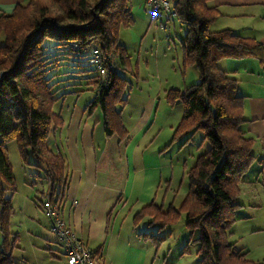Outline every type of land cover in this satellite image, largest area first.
Segmentation results:
<instances>
[{
  "label": "trees",
  "instance_id": "16d2710c",
  "mask_svg": "<svg viewBox=\"0 0 264 264\" xmlns=\"http://www.w3.org/2000/svg\"><path fill=\"white\" fill-rule=\"evenodd\" d=\"M212 1L175 0L171 4L176 16L161 13L158 20L148 9L156 27L166 29L171 20L187 27L182 40V65L184 69L194 65L200 74L199 83L169 92L170 102L181 99L184 105L172 142L183 139L187 143L203 132L202 143H210L187 172L190 191L183 203L186 225L192 233H199L195 239L199 264H264L249 260L228 240V231L242 206L238 202L240 184L256 156L253 140L242 129L244 99L238 94L239 82L219 66L224 57L259 56L262 46L228 29L210 31V24L219 14ZM134 20L131 0H30L0 15V34L4 35L0 45V175L13 185L12 167L4 150L6 142H16L24 161L30 150L43 166L49 183L40 200L42 208L46 199L62 202L68 189L66 159L47 144L50 133L64 123L52 111L57 100L53 85L60 82L53 78L63 76L57 68L72 67L73 72L78 68L74 73L79 74L92 71L89 66L96 67L90 77L96 92L90 109L101 107L107 136L115 133L124 138L121 111L116 105L125 102L122 94L127 80L118 70H131V56L120 42V30ZM94 50L99 52L103 72L90 61ZM2 189L0 229L5 233L6 246L12 206ZM164 206V202L154 203L148 206L151 210L142 209L138 215L150 214V223L159 225L157 233H146L157 248L164 240L158 233L166 222L174 220L171 215L165 216ZM3 246L0 244V264H17L11 250Z\"/></svg>",
  "mask_w": 264,
  "mask_h": 264
},
{
  "label": "crops",
  "instance_id": "0c3cea01",
  "mask_svg": "<svg viewBox=\"0 0 264 264\" xmlns=\"http://www.w3.org/2000/svg\"><path fill=\"white\" fill-rule=\"evenodd\" d=\"M29 2L0 0V15L11 13L18 5ZM145 2L143 0L141 8L146 13L140 11L139 17L150 20ZM211 4L219 14L210 24V31L228 29L244 38L254 39L262 46L259 56L224 57L219 61L221 69L239 82L238 94L244 99L242 129L253 140L256 156L251 170L254 177L260 173V181L253 184L245 175L240 186L251 184L250 188L260 192L261 188L264 190V0H213ZM135 37L143 43L144 39L136 34ZM121 43L129 49L125 46L128 44ZM156 66L172 69L177 74L173 60L168 58L165 64L156 62ZM123 113L121 111L120 120L124 138L115 133L107 136L103 111L102 133L97 132L96 121L84 119L85 111H74V119L63 121L61 131L53 135L57 146L54 147L52 142L50 147L54 153L65 157L68 175L62 214L68 226L99 255L102 264H170L167 257L162 259L160 251L161 243L166 241L164 235L158 248L152 237L146 235L158 232V227L154 230V224L150 223L152 216H138L142 209L151 210L149 205L162 201V192L168 194L165 182L170 178V163L164 150L167 143L155 141L159 134L152 140H145L152 113L143 122L132 117L124 119ZM178 124H173L171 132ZM39 206L44 210L40 203ZM39 206L37 203L34 208L29 205L26 219L28 240L23 243L19 238L16 245L19 250L28 249L30 254L23 257L24 254L19 253L14 258L12 251V257L17 264H29L33 259H43L41 264H67L49 219L38 211ZM161 233L163 230L158 234Z\"/></svg>",
  "mask_w": 264,
  "mask_h": 264
},
{
  "label": "rangeland",
  "instance_id": "374dc122",
  "mask_svg": "<svg viewBox=\"0 0 264 264\" xmlns=\"http://www.w3.org/2000/svg\"><path fill=\"white\" fill-rule=\"evenodd\" d=\"M142 2L143 0H131L134 23L120 30V42L128 44L125 46L129 47L126 50L131 56V70L127 67H120L118 70L120 76L127 81L122 94L125 102L124 104L117 103L116 109L124 111V119L128 120L132 117L142 122L147 121L152 113V122L154 123H149L150 127L146 131L145 140H152L159 134L155 141L167 143L164 150L170 163V178L165 182V190L168 194L163 195L164 192H162L160 197L162 201L157 202H159L158 205L164 202V211H167L165 216L171 215L174 220L166 222L163 233H161L166 238V241L160 245L162 259L167 257L170 264H199L198 243L195 241L199 233L196 230L192 233L187 227L183 203L190 191L187 172L196 165L199 156L210 148V143L207 140L202 143L203 132L195 134L187 143H184L183 139L172 142L176 128L172 132L170 129L173 124L182 120L184 105L181 99L170 102L169 92L172 88L184 90L199 83L200 74L196 66L187 65L184 69L182 65V40L186 35L187 27L178 20H171L166 29H161L156 27L151 17L150 20H143L139 17L140 11H145L144 8H141ZM171 2H175V0H171ZM135 34L142 40L144 39L141 46L140 40L135 37ZM3 42L4 35L0 34V45ZM48 44L53 45L50 41ZM52 47L55 50L54 45ZM167 58L170 61L173 60L177 74L172 69L169 71L165 67L159 69L156 66V62L160 61L165 64ZM87 68L92 71L79 74L74 73L78 68L74 72L72 67L60 66L57 68L63 76L53 78L54 81L60 82H54L53 85L57 100L53 104L52 111L66 122L74 119L72 116L74 111H85L84 119L89 118L91 121H96L97 132L102 133L101 107L98 105L93 110L90 109L96 96L92 84L90 85V77L95 74L96 67L89 66ZM60 131L61 127L53 130L48 137L47 144L52 145L53 142V146L56 147L53 135ZM56 138L58 139V136ZM4 150L14 177L13 185L10 186L0 175V188H3L1 193L4 198L11 199L12 206L7 227L9 234L6 246L11 252L14 251V258L18 257L19 253L26 257L30 251L28 249L19 250L16 247L17 241L19 238L23 243L28 240L26 219L30 212L29 205L34 208L37 203L39 206V198L41 199V195L47 191L49 183L43 166L36 161L30 150H28V158L26 157L27 161L21 157L14 140L6 142ZM251 169L247 172L246 178L254 184L256 181H260L258 180L260 173H257L258 177H254ZM249 185L247 187L240 186L238 202L242 206L237 210L236 221L228 231V240L234 243L238 250L247 252L249 260L264 262V190L261 188L260 192H256L250 188L251 184ZM38 208V211H41L48 219L46 212L40 206ZM1 214L2 206L0 204V216ZM34 224L39 230L37 222ZM158 226L154 224L153 229L155 230ZM4 239L5 233L0 229L1 246H3ZM6 246L3 247L6 248ZM33 262L41 264L44 260L33 259L29 264Z\"/></svg>",
  "mask_w": 264,
  "mask_h": 264
},
{
  "label": "built area",
  "instance_id": "2783aa9c",
  "mask_svg": "<svg viewBox=\"0 0 264 264\" xmlns=\"http://www.w3.org/2000/svg\"><path fill=\"white\" fill-rule=\"evenodd\" d=\"M146 7L155 20H158L161 13L176 16L170 0H146ZM90 61L102 69L98 50L93 51ZM61 205V201L46 199L43 208L48 216L50 228L56 234L62 247L67 264H102L99 255L68 226L61 212Z\"/></svg>",
  "mask_w": 264,
  "mask_h": 264
}]
</instances>
